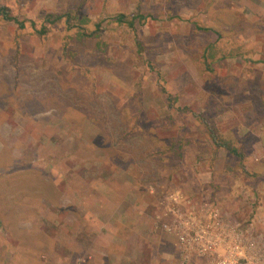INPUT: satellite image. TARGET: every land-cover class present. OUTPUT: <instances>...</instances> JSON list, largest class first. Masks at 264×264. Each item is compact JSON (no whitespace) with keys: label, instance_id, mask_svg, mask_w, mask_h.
<instances>
[{"label":"rangeland","instance_id":"rangeland-1","mask_svg":"<svg viewBox=\"0 0 264 264\" xmlns=\"http://www.w3.org/2000/svg\"><path fill=\"white\" fill-rule=\"evenodd\" d=\"M4 6L26 23L0 17V264H103L105 254L131 264L129 251L149 245L158 255L177 245L179 264H221L225 243L250 249L229 264H264V0ZM66 12L90 31L102 23L100 38L64 21L38 33L46 13ZM118 13L147 18L133 29L110 18ZM195 114L238 154L217 148ZM136 119L147 133L127 136ZM183 199L204 223L218 216L200 246L211 237L219 255L193 241L184 251L163 231L166 208Z\"/></svg>","mask_w":264,"mask_h":264},{"label":"trees","instance_id":"trees-1","mask_svg":"<svg viewBox=\"0 0 264 264\" xmlns=\"http://www.w3.org/2000/svg\"><path fill=\"white\" fill-rule=\"evenodd\" d=\"M139 7H140L139 10L141 11V5ZM232 7L233 6H231L230 9H232ZM0 17L2 19L6 20L9 23L16 24L21 29L25 27V23L26 22L22 21V19H21L20 16L13 15L10 12V9L8 7H6V6L0 7ZM173 17L174 16H169V18H173ZM77 18H78V15L73 17L71 15V12H66V13H61V14H58V13H46L43 16L42 22L40 23L41 30H39L38 33L40 35H43V34L47 33V31H48L49 28L58 25V23L61 22V21H64L66 23V25H67V28L66 29L69 30V31H71L75 27H77V25H78V24L74 23L75 19H77ZM110 18L112 20H115L117 23L126 24L127 26H129V27H131V28L134 29L135 28L134 27L135 21H137L138 19L145 20L147 18V16L144 15V14H140V13L137 14V15L132 14V16H128L127 14H123V13H118L116 15L110 16ZM84 20L85 19H82L80 21V24L78 25V26H80L79 27V29H80V35L83 38H91V39L92 38H100L101 33H102V23H100V22L95 23V25H94L96 27L95 30L90 31V30H88L84 26V24H85L84 23ZM85 21H88V20H85ZM32 22H33V24H35L34 21H32ZM197 27L199 28V30L206 31V33H210L209 31H211V32L213 31V30L204 29V28L200 27L199 25H197ZM214 32L218 33L216 30ZM218 35H219V33H218ZM208 50L209 49L207 47L205 49V51H204V54H206ZM161 91L162 92H167L166 94H168V90L166 88H164V86H162ZM171 95H169L168 99H172L173 98V95L172 96ZM174 99H175V97H174ZM30 103L31 102L29 101L26 104L28 105ZM140 104H142V102H140ZM183 112H187V109L186 110H183ZM111 114H112V110H111ZM120 115L123 116L120 119V123L123 124L122 121L123 120L125 121V117L123 115V111L120 112ZM195 117L197 119H200L202 121V123L204 124V126L208 129V132L211 135V137L213 139V142H214V144H215V146L217 148H220V149L224 148V149H226L231 154H238V150L233 146V144L230 141L226 140L222 135H220L219 132L216 130V128L214 126H212V124L210 122L207 121V116L206 115H204V114L196 115L195 114ZM173 118L174 119L171 121V123L175 127H179L180 138L182 137V140H184L185 138L183 139V137L186 135V132L184 131L185 124L183 123V121H182L181 118H177V117H173ZM93 122L95 123V120H93ZM132 124H133L132 125V130L131 129L129 130L127 128V136H130L132 133H135L138 130H140V131L143 130L145 133H147L146 130H144V129H145V127H149V123H147L145 121L140 122L139 119L138 120L136 119L134 122H132ZM147 140L148 141L150 140V136L147 137ZM155 146H153L151 148H155ZM161 151L162 150L159 148V150L154 151L152 154H150V155H152L151 156L152 159L154 160L153 157L155 155H157V156L161 155L162 154ZM155 160H157V157H156Z\"/></svg>","mask_w":264,"mask_h":264},{"label":"built area","instance_id":"built-area-1","mask_svg":"<svg viewBox=\"0 0 264 264\" xmlns=\"http://www.w3.org/2000/svg\"><path fill=\"white\" fill-rule=\"evenodd\" d=\"M184 201L185 202L178 201L176 205H167L168 208H166V216L171 217L172 219L171 221L167 220L166 223H162V227L165 229L162 230L166 231L168 235L177 236L182 246V250L184 249V251L188 249L189 246H191V241H193L195 242V245L199 247V251L201 253L207 254V252L210 250V255H219L218 251L213 249L211 250V247L215 248L219 245H222V243L215 242L211 237L210 241L207 242V246H200L203 243L204 235L206 233L209 232V234H212L216 237V231H218V229H213L212 226H215L216 228L221 226L220 223L216 222L218 216L210 214L208 216L209 218L206 216V219L208 220L204 223L202 219L198 218L197 212L199 207L197 204L193 203L191 200ZM174 207H176V209H174ZM182 220L186 221L183 222ZM242 243L245 246V243ZM253 243L251 246H249L250 248L254 247ZM225 245L228 251L227 254L230 256V258L222 259L223 262L221 264H229V261L233 260L235 257H239L241 261L249 260L246 251H249L250 249H246L244 252L240 244L235 245L233 243H225ZM181 264H186V259L184 261L182 260ZM233 264H238V262H234Z\"/></svg>","mask_w":264,"mask_h":264},{"label":"crops","instance_id":"crops-1","mask_svg":"<svg viewBox=\"0 0 264 264\" xmlns=\"http://www.w3.org/2000/svg\"><path fill=\"white\" fill-rule=\"evenodd\" d=\"M151 234H152V232H151ZM148 237H150V236L148 235ZM170 237H172V236H170ZM137 245L138 244H134V246H136V250H138ZM142 250H138L136 252H134L132 250L129 251L128 257L130 259L129 262L131 264H156V263L166 264L165 261H168L167 264H169V263L170 264H179L180 263L181 257H179V254H181L180 253L181 250H180V248L177 245L175 246V249H174L173 252L169 251L167 248L166 249H162L163 253L161 252L160 255H158L157 252L155 250H153V246L152 245H149L148 249L146 251L143 250L144 251V256H142V257L141 256H136L137 254H140V252ZM154 252H155V254H154ZM175 252H177V253L175 254ZM105 256H106V258L102 259L103 264H110V262L107 261L108 260L107 254H105ZM114 258H115V260L112 261L113 264H115V262H118L120 260V258H121L120 254L117 257L114 256ZM131 259H133V260H131Z\"/></svg>","mask_w":264,"mask_h":264},{"label":"flooded vegetation","instance_id":"flooded-vegetation-1","mask_svg":"<svg viewBox=\"0 0 264 264\" xmlns=\"http://www.w3.org/2000/svg\"><path fill=\"white\" fill-rule=\"evenodd\" d=\"M220 134V133H219ZM221 135V134H220ZM211 136V135H210Z\"/></svg>","mask_w":264,"mask_h":264}]
</instances>
